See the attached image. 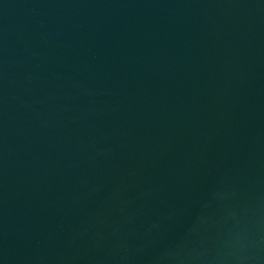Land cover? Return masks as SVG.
<instances>
[{"label": "water", "instance_id": "water-1", "mask_svg": "<svg viewBox=\"0 0 264 264\" xmlns=\"http://www.w3.org/2000/svg\"><path fill=\"white\" fill-rule=\"evenodd\" d=\"M0 264H264V0H0Z\"/></svg>", "mask_w": 264, "mask_h": 264}]
</instances>
